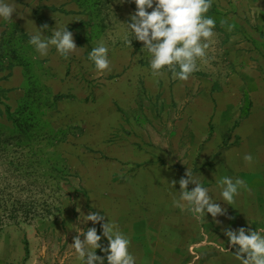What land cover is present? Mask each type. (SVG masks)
Wrapping results in <instances>:
<instances>
[{
    "label": "rangeland",
    "instance_id": "obj_1",
    "mask_svg": "<svg viewBox=\"0 0 264 264\" xmlns=\"http://www.w3.org/2000/svg\"><path fill=\"white\" fill-rule=\"evenodd\" d=\"M23 1L45 36L58 22L78 49L40 56L28 43L37 29L4 23V54L12 48L22 66L0 72V264H80L74 237L102 233L85 223L90 212L118 225L136 264H226L229 227L264 228L251 208L264 182V116L253 114L264 106V0H213L217 35L186 81L153 76L143 43L123 39L132 0H109L91 18L71 0ZM101 41L110 68L98 73L88 57ZM7 107L32 116L27 133L14 131ZM188 169L227 215L200 222L175 206ZM224 176L246 185L231 204L216 184Z\"/></svg>",
    "mask_w": 264,
    "mask_h": 264
},
{
    "label": "clouds",
    "instance_id": "obj_2",
    "mask_svg": "<svg viewBox=\"0 0 264 264\" xmlns=\"http://www.w3.org/2000/svg\"><path fill=\"white\" fill-rule=\"evenodd\" d=\"M123 2V0H122ZM136 11L130 16L123 39L132 45V41L142 42L150 59L149 67L153 76L171 73L174 80L186 81L199 71L200 63L206 59L207 50L215 32L216 21L206 15L213 5V0H132ZM151 9V11H148ZM16 9L8 0H0V20L12 21ZM225 23L224 21L221 22ZM36 32L29 37L28 43L40 56H47L50 47H54L62 57H69L77 48L73 33L67 26L51 30L47 25L36 27ZM231 30V26H229ZM131 33L133 39H129ZM109 48L101 41L92 48L89 60L93 62L98 73L110 68ZM253 157L245 155L244 160L251 162ZM176 181L171 186L175 189ZM194 185L189 190V185ZM220 196L226 204L234 202L240 189L246 187L239 178L233 180L224 176L216 181ZM179 198L174 200L176 207H187L196 220L204 222L210 214L215 220L227 215V209L213 199L210 189L204 187L191 171L179 180ZM85 223L92 222L101 227L98 234L96 227L87 228L74 237L71 244L75 249L80 264H136V257L130 252L131 240L111 220L105 223V216L90 212L85 216ZM232 248L233 255L240 264H264V228L247 231L244 228L233 230L230 227L224 232ZM81 236L83 239H81ZM102 238H106L108 246L103 247ZM238 246V247H237ZM97 250L105 253V257L97 255ZM224 249H221L223 251Z\"/></svg>",
    "mask_w": 264,
    "mask_h": 264
},
{
    "label": "trees",
    "instance_id": "obj_3",
    "mask_svg": "<svg viewBox=\"0 0 264 264\" xmlns=\"http://www.w3.org/2000/svg\"><path fill=\"white\" fill-rule=\"evenodd\" d=\"M71 1L74 4H76L80 14L85 13L89 18L93 17L94 14H96L97 17L98 15L101 14V11L104 10V8L110 4L109 0H71ZM34 14L37 16L36 12ZM15 30L23 33V31L19 30L18 27H15ZM24 36L26 35L24 34ZM12 41L13 40L11 39L9 42L5 43L4 35L0 40V72L5 71L6 69L11 70L15 66H22L21 62L18 59L17 52L15 50H13L12 48L7 49L6 53L4 54L5 49L8 48L7 46ZM5 60H7L6 67L3 65ZM6 111L9 120L13 125L14 131L27 133V131L30 129L32 124V116L29 115L28 117L24 118V112L12 113L9 107L6 108ZM26 253L28 254V249Z\"/></svg>",
    "mask_w": 264,
    "mask_h": 264
},
{
    "label": "crops",
    "instance_id": "obj_4",
    "mask_svg": "<svg viewBox=\"0 0 264 264\" xmlns=\"http://www.w3.org/2000/svg\"><path fill=\"white\" fill-rule=\"evenodd\" d=\"M23 1V0H22ZM8 2L10 4H12L14 6V8L16 9V12L13 13L12 15V21H10L11 23L14 24H20L21 27H25L27 28V31H31L32 29H36V27L41 26L39 24V22L37 21L36 17L34 16V12L33 9H31L32 11H30L29 9H27L25 6L22 5L21 2H19V0H8ZM24 2V1H23ZM45 4L48 5V3L45 1ZM51 3H49L48 6ZM76 13L78 12L77 10H74ZM59 19H61V22H65L67 18H70V16L67 17H62L61 15H58ZM76 15H73L72 17H75ZM26 17H28L29 19H27ZM35 20V21H33ZM44 21V20H43ZM45 22V21H44ZM5 21L4 20H0V40L2 38L3 35V26H4ZM32 23V25L30 24ZM58 22H56L54 24V26L56 27V25L59 27ZM64 28V27H63ZM69 28V27H67ZM258 111V114L262 116H264V106L263 107H259L258 109H254V112ZM264 131V130H263ZM234 153V152H232ZM232 153L226 152L224 155H233ZM262 180V179H261ZM260 185V186H259ZM254 192H255V201L252 203L251 208L254 209L253 213L256 215H260L259 218L260 220H263V216H264V182L263 183H256L255 187H254ZM230 254V255H229ZM235 254V252H229L227 254V258H219L218 261L220 260H224L223 262H227L226 264H240V261H238L233 255ZM222 263V262H220ZM158 264H170L169 262L165 261V258H163V261L160 263L158 262ZM207 264H213V263H207ZM218 264V263H217Z\"/></svg>",
    "mask_w": 264,
    "mask_h": 264
}]
</instances>
